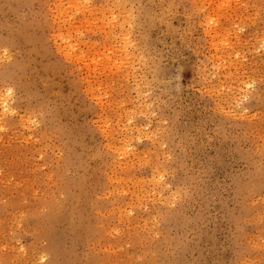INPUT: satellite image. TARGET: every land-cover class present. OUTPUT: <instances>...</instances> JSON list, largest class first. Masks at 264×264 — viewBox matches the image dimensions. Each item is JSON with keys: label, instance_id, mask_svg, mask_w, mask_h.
Wrapping results in <instances>:
<instances>
[{"label": "rangeland", "instance_id": "rangeland-1", "mask_svg": "<svg viewBox=\"0 0 264 264\" xmlns=\"http://www.w3.org/2000/svg\"><path fill=\"white\" fill-rule=\"evenodd\" d=\"M0 264H264V0H0Z\"/></svg>", "mask_w": 264, "mask_h": 264}, {"label": "bare ground", "instance_id": "bare-ground-1", "mask_svg": "<svg viewBox=\"0 0 264 264\" xmlns=\"http://www.w3.org/2000/svg\"><path fill=\"white\" fill-rule=\"evenodd\" d=\"M3 106V105H2ZM5 106V105H4ZM248 190V189H247ZM56 210V209H55ZM10 215V214H9ZM36 227V226H35ZM136 239V238H135ZM19 251V250H18ZM131 254V253H130ZM131 257V256H130ZM152 259V258H151Z\"/></svg>", "mask_w": 264, "mask_h": 264}]
</instances>
